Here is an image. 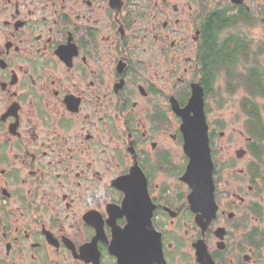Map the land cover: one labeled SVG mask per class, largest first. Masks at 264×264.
I'll return each mask as SVG.
<instances>
[{
  "label": "flooded vegetation",
  "instance_id": "flooded-vegetation-1",
  "mask_svg": "<svg viewBox=\"0 0 264 264\" xmlns=\"http://www.w3.org/2000/svg\"><path fill=\"white\" fill-rule=\"evenodd\" d=\"M0 264H264V0H0Z\"/></svg>",
  "mask_w": 264,
  "mask_h": 264
},
{
  "label": "water",
  "instance_id": "water-1",
  "mask_svg": "<svg viewBox=\"0 0 264 264\" xmlns=\"http://www.w3.org/2000/svg\"><path fill=\"white\" fill-rule=\"evenodd\" d=\"M192 102L197 104V109L194 110L192 118H189L184 110L178 111V113L182 116L180 131L183 137V152L188 158V164L182 179L192 188L191 202L198 205L206 194L210 197L212 195V162L209 152L207 127L203 115L202 95L194 97ZM139 175L143 176L142 174H131L129 178L136 179ZM146 209L147 207L145 206L144 211ZM144 219L148 218L145 216ZM128 244L129 251L135 252V258H137L138 242L128 241ZM154 247L155 251L159 250L160 252V242L158 240H156ZM143 259L147 260L148 258L145 256Z\"/></svg>",
  "mask_w": 264,
  "mask_h": 264
},
{
  "label": "rangeland",
  "instance_id": "rangeland-1",
  "mask_svg": "<svg viewBox=\"0 0 264 264\" xmlns=\"http://www.w3.org/2000/svg\"><path fill=\"white\" fill-rule=\"evenodd\" d=\"M258 35L260 36V33L259 34L257 33L256 37H259ZM228 100H229L228 106H230L231 108H234L236 106L237 96H233V97H231ZM182 156H183L182 146L180 144L176 145V148H175V161H176L177 170H179L180 167H181L180 162L182 161Z\"/></svg>",
  "mask_w": 264,
  "mask_h": 264
}]
</instances>
